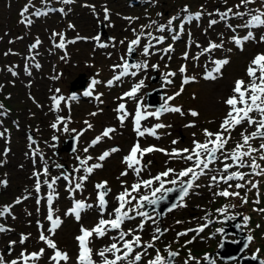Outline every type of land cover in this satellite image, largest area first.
I'll use <instances>...</instances> for the list:
<instances>
[{
  "label": "rangeland",
  "instance_id": "obj_1",
  "mask_svg": "<svg viewBox=\"0 0 264 264\" xmlns=\"http://www.w3.org/2000/svg\"><path fill=\"white\" fill-rule=\"evenodd\" d=\"M240 4L241 0H70L67 4L63 0H0V181L6 182L0 183V209L11 206L10 213L0 217V225L7 229L0 233V255L6 261L17 260L18 264H24L20 258L21 252L27 255L43 248L45 254L39 260H29L28 264H55L50 260L54 250L39 239L43 232L59 250L69 254L68 264H77L79 245L76 237L81 234V227L91 230L101 218L97 194L104 189L96 187L101 182L106 181L110 190L105 197L107 206L102 217L107 220L114 218L113 209L118 207L116 197L125 189L131 192V196L126 197L132 200L131 205L125 206V210H128L144 201L140 197L153 195L160 186V181L154 178L167 169L174 172L168 177H161L164 187L172 186L169 183L172 179L180 183L191 178L190 175L178 177L177 174L194 166V162L166 153H171L173 149L191 150L194 141L206 144L215 139L214 136H205L204 131H222L221 122L230 111V106L224 101L238 95L232 91L236 80H243L246 85L250 83L246 69L257 54H264V26L244 27L251 18L249 10H252V14L264 12V0H252L238 8ZM26 5L29 6L28 12L22 15ZM37 9L47 14L34 16L32 13ZM228 9H232V13L240 11L245 15L236 17L229 13L226 19H221ZM105 10L108 19H105ZM196 13H200L198 20H189L182 26L185 17ZM170 19V26L174 30L168 24ZM211 20L217 23L210 27ZM160 25H164L166 30L158 31ZM249 31L253 32L254 39L242 41V46L238 47L233 37L240 35L238 39L242 40ZM53 33H62L66 42L74 43H65L63 48H58L56 45L60 37L53 36ZM147 33L153 37L163 36L164 41L157 44L153 39L155 46L150 48L151 54L146 57L142 49L149 42ZM137 35H141V42L135 46L133 63H129V43ZM37 40L40 41L39 45L31 48ZM221 41L222 49L201 54L210 42L220 44ZM101 44L107 46L100 47ZM169 46L170 52L163 51ZM224 59L229 63L222 67L220 73H216L213 61ZM145 62L148 65L146 69L129 67V75L118 81L114 79L120 75L126 63ZM37 64L39 67H36ZM152 65H157L158 69H153ZM182 65L186 68L183 75L194 77V80L184 85L183 91L176 96L181 89L182 75L179 69ZM133 71L137 72L136 76L130 75ZM168 72L177 73L169 77L172 84L164 83V74ZM208 72L216 75L217 79H204ZM78 74L86 78L84 85L91 95L85 96L82 87L71 94L70 83ZM153 75L158 77L155 81H151ZM141 80L144 86L139 89L136 98L125 97L124 94ZM93 81L99 83L93 84ZM109 81H112L111 85ZM154 87H161L162 96L158 94V102L164 103L167 97L173 96L175 98L168 101L169 106L181 108L182 113L166 112L159 119L148 116L140 122L142 129L152 128L157 123L165 127L157 129L159 138L148 134L141 137L134 128L137 103L143 105L144 113L155 111L156 107L146 105V91ZM52 97L64 99L57 107ZM121 103L128 113L123 124L118 119L122 113L116 111ZM237 107L242 105L238 103ZM192 111L198 115L193 117ZM249 115L260 119L259 113ZM58 116L62 118L59 122ZM65 122L68 131L64 130ZM53 123L57 124L56 128L51 127ZM88 124L92 127L89 128ZM106 128L115 129V132L110 134V138L104 137L97 145L89 147ZM254 131L255 125L245 122L231 132H223L225 138L230 137L228 143L222 152L217 153L219 159L209 165L206 174L194 181L189 194L179 200L177 205L184 206H176L160 219L155 211L147 212L151 219L129 211V215L135 218L125 220L120 229L110 230L103 237L93 234L88 246L92 249L94 264H102V258L96 253L112 243H117L121 249L117 255H121L123 242L113 240V237H118L119 231L128 232L130 229L134 230L132 235L141 237L142 246H134V252L142 253L141 264H149L157 255L167 264L166 258L171 251L178 253L172 257L171 264H185L186 261L187 264H204L205 256L219 246L223 220L227 215H230V219L238 218L245 233L253 237L244 252L255 253L264 260V212L259 211L264 209V175L255 174L247 166L238 168L231 159H224L237 144L243 143L241 133L247 135ZM71 135H76L75 150L72 153L59 150L61 142ZM54 138L58 139L56 143L60 146L56 152ZM261 143H264V139L249 141L251 147L258 151L244 158L247 164H251L254 158L264 168V160L259 158L264 154V150H260ZM134 144H139L142 149L153 146L165 151H153L140 157L141 164L134 166L142 169L137 175L124 162V157L129 155ZM86 148L87 152L84 151ZM112 148L119 151L111 153L104 161L97 159ZM189 154L182 153L184 156ZM78 157H92L88 166L102 164L83 182L82 189H75V184L80 182L79 177L85 175L82 169L74 171L79 167ZM224 164H233L229 172L246 173L245 179L255 183L256 187L252 188L248 183L244 188H236V183H243L237 180L229 182L231 187L222 180L214 182L211 177H219L221 173L217 170L223 169ZM45 165L49 169L47 175L43 174ZM57 165L62 167L57 168ZM255 171L259 172V169ZM122 172H127V175L121 176ZM34 173L40 174L39 192L36 191L37 178ZM64 176H69V179L65 180ZM56 177L60 178L52 189L43 183L45 180L51 182ZM149 179L153 180L152 185H141L138 191H131L132 185ZM226 188L229 192H239L240 197L217 195ZM49 195L53 196L54 218L61 220L60 227L54 233L47 231L51 227L46 218ZM245 196L247 202L243 203ZM17 199L20 203H16ZM38 200L40 203H37ZM74 201L93 205L81 213L79 221L74 214L66 215ZM146 207H140L138 211L145 212ZM244 217L249 219L245 221ZM141 223L143 230L138 227ZM205 224L207 226L203 231H196ZM156 228L161 232L156 233ZM190 229L193 231H188ZM183 232L187 234L177 235ZM22 234L28 237L23 245L19 243ZM132 235L125 239L131 240ZM154 235H159V239L154 240ZM228 237L233 238L231 235ZM10 241H16L11 248ZM148 243H152L153 247H143ZM106 255L108 259H114L111 253ZM213 261L214 264L238 263L234 259H219L217 255L213 256ZM60 264L65 262L61 261ZM117 264H128V261Z\"/></svg>",
  "mask_w": 264,
  "mask_h": 264
},
{
  "label": "snow or ice",
  "instance_id": "obj_2",
  "mask_svg": "<svg viewBox=\"0 0 264 264\" xmlns=\"http://www.w3.org/2000/svg\"><path fill=\"white\" fill-rule=\"evenodd\" d=\"M63 2L65 4H67V3H70V0H63ZM251 2H252V0H241V4L238 5L237 7L239 8L241 5H247ZM28 7L29 6L26 5L25 8L22 10V15L24 13L28 12ZM229 13H232V9H228L225 13H223L221 16V19H226L228 17ZM32 14L34 16H41V15H46L47 13L41 12L39 9H37ZM232 14L236 17H243L245 15V13H242L240 11H236L235 13H232ZM249 15H251V18L247 21V23L244 25V27L264 26V18H262V17H264V12H262L260 14H252V10H249ZM199 17H200V13H196L192 16L185 17L184 20L182 21V26L184 23H187L189 20H198ZM105 19H108L107 10H105ZM172 19H175V18H172ZM31 22H32L31 20L28 21L29 24H31ZM216 23H217L216 20H211L209 22V26L211 27L212 25H214ZM168 24H169V26L172 24L171 19L169 20ZM229 27H231V26L229 25ZM157 30L160 32H163L166 29H165L164 25H160ZM52 35L53 36L59 35V37H60V42L56 45V47H58V48H63L65 46V43H74V41H67L66 42L62 33H59V34L53 33ZM146 35L149 39V42L143 46L142 54L147 57L151 54L150 48L155 46L152 44V40L154 39L156 41V43L159 44V43H163L164 37L163 36L153 37L151 33H147ZM173 38L175 39L176 37L174 36ZM95 39L98 40L99 37H96ZM252 39H254V35H253V32H251V31H249L247 33V35H245L242 38V40L237 39L236 37H233V40L238 47L242 46V41H249ZM262 39H264V37H262ZM140 42H141V35H137L136 38L133 39L129 43L128 51L133 52L135 50V46L139 45ZM39 43H40V41L37 40L36 43L31 46V48H36L37 45H39ZM99 46L100 47H106L107 45L101 44ZM222 48H223V41H221L220 44L210 42L208 47L204 48L201 54L209 53L214 49H222ZM163 51L170 52L171 46H169L167 49H164ZM187 58H188V56L186 53L185 59H187ZM197 59H198V57H197ZM213 63L216 66L215 72L220 73L222 67L224 65H227L229 63V61L227 59L215 60V61H213ZM36 67H39V65L37 64ZM129 67L141 70V69H146L148 67V65L146 62L145 63L131 64V65L126 63L123 66V71L120 73L119 76L114 77V79L118 81L121 79V77L129 75V72H128ZM151 67L153 69H158L157 65H152ZM185 72H186V68H185V66L182 65L179 69V73L182 75L181 89H180V91H178L175 94L176 96L180 95V93L183 91L184 85H186V84L190 83L192 80H194V77L183 75ZM257 72H259V75H257ZM246 73H247L248 77L250 78V83H248L246 85L243 80H236L232 91H233V93H236L238 95L230 96L226 101H224L225 104L230 106V111L227 113V116L225 117V119L221 122L220 127H221L222 131L217 132V133H212V132H209L208 130L204 131L205 136H207V137H213L214 136L215 139L209 140V142L206 144H201V143L194 141L193 142L194 147L191 150H189V149H184V150L173 149V151L171 153H166L167 155L172 156V157H180V158L185 159L186 161H193L194 162V166L187 167V168L181 170L177 174L178 177H188L189 175L191 176V179L188 180L187 183H185L183 180H181L179 185H178V190L180 193V199L181 200H183V198L189 194V189L194 186V181L199 179V177L201 175H205L206 174L205 170H209V165L216 162L219 159L217 156V153L223 151L225 145L228 143V139H230V137L225 138L223 135V132H231L232 130L235 129L236 126L242 125L245 122L249 125H255V131L250 133V134H247V135L244 133H241L243 143L237 144L235 149H233V151L231 152V154L225 155L224 159H231L233 161V163L236 165V167H238V168H244L245 166H247V167L252 168L255 174L264 175V168H261L260 165L256 163V160L254 158L252 159L251 164H247V162L244 159L245 157H250L253 152L258 151L257 149L251 147V145L249 144V141L254 139V138L264 139V54H257L253 58V60L250 62L249 67L246 69ZM176 74L177 73H175V72L165 73L164 77H163L164 83L165 84H172L173 81L171 79H169V77H174V76H176ZM13 75H15V73H13ZM130 75L136 76L137 72L133 71L130 73ZM204 79L215 80V79H217V76L213 75L212 72H208L204 76ZM95 83H99V82L93 81V84H95ZM108 83H109V85H111L112 81H109ZM143 86H144V81L141 80V81H139V83L135 84L129 92H126L124 94V96L128 97V98H136L137 92ZM57 91H59V90H57ZM84 95L89 96V95H91V93L86 91L84 93ZM174 98L175 97H173V96L167 97L164 100V103L161 104L159 109H157L155 111L147 112V113H144L142 111L143 105L138 102L136 112H135V117H134V128H135V131L137 132V135L143 137L145 134H148V135L156 136L157 138H159L157 136V129L164 128L165 125L157 123L152 128H143L142 129L140 122L142 120L147 119L148 116H153L156 119H159L160 116L166 112L182 113L181 108L169 106L168 101H170ZM52 99H53L54 105L58 107L61 100H63L64 98L63 97H60V98L52 97ZM70 99H75V97H70ZM97 99H99V97H97ZM238 103L240 105H242V107H237ZM0 108H2V105H0ZM124 109H125V105L123 103H121L118 106V108L116 109V111L118 113H122L121 115L118 116V119L120 120L121 124L124 123V119L128 115V113L126 111H124ZM253 112L260 114L259 120H256L252 116L249 115L250 113H253ZM92 115H96V113H92ZM191 115L193 117H195L198 115V113L195 111H192ZM61 119H62L61 117H59V116L57 117L58 122ZM66 123L67 122H65L64 130L68 131ZM85 123L87 124L88 122H85ZM188 126L191 127L192 125H188ZM51 127L56 128L57 124L53 123L51 125ZM88 127L91 128L92 127L91 124H88ZM73 131H75V130H73ZM113 132H115V129L106 128L100 136H97L91 142L89 147H93V146L97 145L101 141V139L104 137L110 138V134ZM173 143H176V141H173ZM209 144H211V147H209ZM245 148H247V150H242ZM260 150H264V143L260 144ZM84 151L87 152L88 149L86 148ZM117 151H119L118 148H112L110 151L103 152L97 159L100 161H104L106 158H108L111 155V153H114ZM153 151H162L163 152L165 150L156 149L153 146H149L147 148L142 149L139 144H134V146L130 150L129 155L124 157V162H126L128 168L132 169L137 175H139L142 169L139 167H134V166H138L141 164L140 157H143L146 153H150ZM185 152H190L191 154L186 155V156L182 155V153H185ZM259 158L261 160H264V154L260 155ZM77 159L79 160V167L74 169V171H80L82 169L83 172L85 173V175L79 177L80 182L75 184V189H82L83 182L88 179V177L93 173L94 169L101 168L102 164L97 163V164H92L91 166H88V161L91 160L92 157H88L87 159H80L78 157ZM56 167L61 168L62 166L57 165ZM231 167H233V164H224L223 169L217 170L219 173H221L220 176L219 177L212 176L211 179L217 183L222 180L225 184H228V187L232 186L231 184H229L230 181H233V180L243 181V183H236L235 184L236 188H244L246 184L251 183L250 181H247L245 179V177L247 175L246 173L239 172V171L229 172V169ZM197 169H199V171H197ZM256 169H259V172H256L255 171ZM48 170H49L48 166L45 165L44 169H43V174L47 175ZM172 172H174L173 169H167L166 171H164L160 175H157L154 178L156 181H160V186L154 190V192H153L154 198L153 199L149 200L147 196L140 197V199L147 201L148 204L155 205V204H157L158 199L163 198L162 196L156 197V193H171V192L175 191L176 189H173V188H165L164 182L161 180L162 176L168 177L170 175V173H172ZM224 173H227V175H224ZM125 175H127V172L121 173V176H125ZM34 176H36V178H37L36 191L39 192L40 191V184H41V181L39 179L40 174L34 173ZM59 178L60 177L53 178V180L51 182L45 180V181H43V183L47 184L49 189H52L53 185L56 183V181ZM63 178L65 180H68L69 176H64ZM0 183H6V182L0 181ZM152 183H153V180H151V179L143 180L141 182H138V183L132 185L131 191H133V192L138 191L140 189L141 185L150 186V185H152ZM169 183L172 185H177V180L172 179L169 181ZM195 186L198 187V185H195ZM96 187H97V189H104L103 191H98V194H97L98 205H99V209L101 210V218L99 219L98 224L94 228H92L91 230L85 229L84 227H81V229H80L81 234L76 237V240L78 241V245H79V255L77 257V264H94V261L92 260V254H93L92 249L88 246L89 243L91 242L90 238L93 237V234H95L98 237H103L110 230L120 229L121 225L123 224V222L125 220H131V219L135 218V217L129 215V211H135L136 215H138L140 217H146V218L151 219L149 214H147L143 211H138V208L142 207L139 203H137V205L135 207L128 209V210H125L126 205L132 204L131 199H126V197L131 196V192L128 189H125L123 192H121L116 197V200L118 201V207L113 209L114 218L107 219V220L102 218L105 211H106V206H107V201H106L105 197L110 190L107 189V182L106 181L97 184ZM251 187L255 188L256 184L251 183ZM70 191H73V190L70 189ZM217 195L223 196V197H229V196L240 197L239 192H229L227 190V188L220 191L219 193H217ZM26 198L27 197H25V199ZM47 199H48L49 208H48L46 218L51 223V227L48 228L47 231L54 233L55 230L60 227L61 220L59 217L54 218L53 207H52L53 196L49 195ZM242 202L243 203L247 202L246 196L242 198ZM16 203H20V200L17 199ZM37 203H40V201L38 200ZM176 206H184V205L183 204L174 205V207H176ZM10 207L11 206H6L3 209H0V217H3L6 214H9L10 213ZM91 207H93V205L86 204L83 201H74L73 207L69 210L68 213H66V215L74 214L76 220L79 221L81 219V213L83 211H85L86 209L91 208ZM259 211L264 212V209H259ZM109 215L111 216L112 214L110 213ZM243 219L245 221H247L249 218L244 217ZM206 226L207 225L205 224V225L201 226V228L196 230V231H203V228ZM138 227L140 228V230H143V227H144L143 223L138 225ZM5 231H7V229L3 225H0V233L5 232ZM133 231L134 230H132V229H130L128 232L119 231L118 237H115V236L113 237V240L118 239L119 241L123 242L124 251L121 255H117V253L121 252V249L119 247H117V243H112L110 246H107V247L101 249L98 253H96L97 255H99L102 258V264H117V262H123V261H128V264H141L142 253L139 251L134 252V246H135V248H140L142 246L141 245V237L139 235H132ZM188 231H193V230L190 229ZM155 232L160 233L161 230L159 228H156ZM186 234H187V232H183V233H178L177 235L183 236ZM129 235H132V239L126 240L125 237L129 236ZM27 239H28V237L22 234L20 237L19 243L21 245H23V244H25ZM39 239L41 241H43L47 245L48 248L54 250V254L50 257L51 261L55 262V264H60L61 261H64L65 264H68V261L70 259L69 254L59 250L57 245L53 242V240L49 239L43 232L40 234ZM153 239L154 240L159 239V235H154ZM252 240H253V237L251 235H249L247 237V241L251 242ZM15 243H16V241H10L9 248H11L12 245H14ZM188 243H191V241H188ZM247 246L248 245L245 244V247H247ZM143 247H145L146 249L152 248L153 244L148 243L147 245H143ZM107 253H111L112 256L114 257V259H108L107 255H106ZM44 254H45V249L42 248V249H40L39 252H34L31 254H27V255L24 252H21L20 258H21V260H23L24 264H28L29 260H39L41 258V256H43ZM168 255L170 257H175L176 255H178V253L169 252ZM208 259H209V257L206 255L205 260H208ZM252 259L256 260V259H258V256L253 255ZM0 264H18V261L12 260V261L8 262L5 260L3 255H0ZM149 264H165V261L160 255H157L154 260L149 261ZM167 264H171V262L169 261V262H167ZM185 264H187V261L185 262ZM259 264H264V260H259Z\"/></svg>",
  "mask_w": 264,
  "mask_h": 264
},
{
  "label": "water",
  "instance_id": "obj_3",
  "mask_svg": "<svg viewBox=\"0 0 264 264\" xmlns=\"http://www.w3.org/2000/svg\"><path fill=\"white\" fill-rule=\"evenodd\" d=\"M133 52L129 53L128 62L133 63L132 55ZM158 77L152 76L151 81H155ZM85 77L83 74H78L70 83L69 89L76 90L78 87H84L85 84ZM160 94L162 96L161 87H154L151 90L146 91V105L147 107H156V110L160 108L163 102H158L157 96ZM31 134V133H30ZM76 146V135H71L65 138L62 141L61 150H66L68 152H73ZM189 179H184L183 181L187 183ZM178 185H172L170 187L165 188H173L176 189L171 193H157L156 197H163L162 199H158L157 204L152 205L148 204L147 201H142L140 205L145 208V212L155 211V214L160 219L166 215L167 212L174 209V205H177L180 200V193L178 190ZM153 195L148 197L149 200L153 199ZM228 235H233L234 238H228ZM247 235L245 234L244 229L241 227V222L238 218H231L230 215L224 217V224L222 226V236L220 239L219 246L213 251L210 252L207 256L209 257L208 260H205L204 264H214L213 256L217 255L222 260H232L237 259V264H259V260H263L256 254H246L243 251L245 250V244L248 243ZM173 252V251H171ZM253 255L258 256V259H252ZM172 257L168 256L166 258V263L171 262Z\"/></svg>",
  "mask_w": 264,
  "mask_h": 264
},
{
  "label": "flooded vegetation",
  "instance_id": "obj_4",
  "mask_svg": "<svg viewBox=\"0 0 264 264\" xmlns=\"http://www.w3.org/2000/svg\"><path fill=\"white\" fill-rule=\"evenodd\" d=\"M247 34V33H246ZM1 105V104H0ZM4 106L6 107V104H4ZM2 114H4V115H6V113H2ZM6 128H7V126H5ZM57 140L58 139H55V149H54V152H56V150H58V148L60 147V146H58V144L56 143L57 142ZM61 145H62V142H61ZM59 150H61V147L59 148ZM61 151H66V150H61ZM67 153H72V152H68V151H66ZM71 155V154H70ZM67 172H69V174H70V171H67ZM62 175H65V173H62V171L60 172ZM73 173H76V172H73Z\"/></svg>",
  "mask_w": 264,
  "mask_h": 264
}]
</instances>
